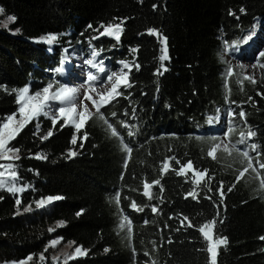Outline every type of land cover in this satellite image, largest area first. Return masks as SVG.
I'll use <instances>...</instances> for the list:
<instances>
[{
    "label": "trees",
    "instance_id": "1",
    "mask_svg": "<svg viewBox=\"0 0 264 264\" xmlns=\"http://www.w3.org/2000/svg\"><path fill=\"white\" fill-rule=\"evenodd\" d=\"M0 9L15 18L8 29H0V120L17 110L13 89L29 84V93L35 94L40 84L50 82L49 70L57 65L66 41L80 49L76 42L98 34L101 25L125 21L120 51L104 38L101 42L113 46V57L136 62L129 72L131 87H121L120 95L101 109L118 135H112L97 113L79 132L39 116L11 142L21 150L15 161L20 184L28 186L20 195L0 190V264L29 256L33 259L27 264H209L198 228L213 218L218 220L216 236L227 239L218 249L217 264H264V198L251 191L252 185H260L245 177L237 182L247 167L239 151H231L225 167L208 156L231 126L227 137L234 144L239 134L255 132L246 145L256 144L254 156L259 152L264 163V74L255 83L226 76L221 49L223 41L237 42L256 24L264 26V0H0ZM149 29L160 35L149 34ZM48 35L57 37L50 53L40 43ZM156 37L167 40L163 66ZM259 61L264 65V57ZM229 106L235 107V115L231 122L227 115L226 123ZM238 106L244 110V123L237 117ZM125 146L132 149L130 154ZM69 151L76 155L69 156ZM37 154L46 158L37 159ZM169 157L175 159L161 174L162 161ZM189 160L211 177L208 187H196L195 199L187 195L194 188L191 171L177 174ZM153 181L159 183L149 199L143 185ZM221 181L223 198L217 191ZM48 196L62 198L47 209L17 214ZM133 201L143 211L134 210ZM124 217L131 223V238L119 231L117 220ZM183 217L193 227L186 226L188 221L182 227ZM53 236L74 242L84 255L51 262L46 246Z\"/></svg>",
    "mask_w": 264,
    "mask_h": 264
},
{
    "label": "snow or ice",
    "instance_id": "2",
    "mask_svg": "<svg viewBox=\"0 0 264 264\" xmlns=\"http://www.w3.org/2000/svg\"><path fill=\"white\" fill-rule=\"evenodd\" d=\"M155 8V5H154ZM3 10L0 9V12ZM244 9H241V12H243ZM14 17H9V20H14ZM125 21L123 19L119 20L118 23L115 24H108V25H101V27L104 29L103 33L101 35L107 34L110 36H113L117 41L120 39V33L123 31L122 25ZM92 26L89 25V28ZM19 31L18 29L16 30ZM149 34H155L157 36L160 35L156 30L149 29ZM250 38V37H249ZM42 41H45L49 44H51L54 40L57 39L54 35H48L46 37L40 38ZM248 39V38H246ZM161 43L165 45L164 49H162L163 54L160 56V60L163 62L166 60L167 57V40L166 38H162ZM133 52L136 51V49H132ZM98 53L96 51L92 52V59L85 60V64L89 65L91 68L96 69V73H88L87 81L89 85H105L109 82L113 81L115 78V83H112L111 90L108 94V99H102L100 103H97L95 100H92V97L89 96L87 93H85V99L91 100L95 109L96 113L99 114V118L104 121L105 124H107L108 128L112 129V135L116 136L118 133L113 128L112 124L108 122V120L103 116L101 112V108L109 104L111 100L115 99L117 95H120L119 89L121 87H131V84L128 82V73L131 72L133 65H130L126 62H120L122 64V70L118 74L115 71L108 72L107 68L104 66L103 61L96 62V57ZM260 56L264 57V52L260 53ZM63 63V61H62ZM264 67V65H261ZM138 68V66H136ZM241 67H243L241 65ZM253 68L256 67V65H252ZM123 69H127V72H124ZM166 70V69H165ZM57 72H61L62 68H57ZM229 74H231V69H229ZM246 79H249L252 83H255V79L253 77H246ZM52 88V85L46 86L42 92H36L35 94H29V88L23 87L19 90L13 89L12 91L16 93L17 95V104L19 105L18 113H13L11 115H8L7 117L3 118V120H0V189H5L7 191L17 193L22 192L25 190V186H17L15 183L16 180L19 178L18 171L16 170L15 161H18L21 157L19 155L20 149L15 148L12 146V141L19 135V133L24 129V127L31 123L34 119H37L40 115L47 116L52 119V123L55 126L57 124V114L59 115V118L64 120L65 125L71 123L77 132L85 125V123L88 121V119L93 115L89 110L87 109V106H84V109L82 111L77 110V97L79 94V89L76 87H69L67 85H61L59 88H57L54 92H50V89ZM251 99V98H250ZM58 103L61 106L55 109V112H53L52 104ZM79 103L83 104V101H79ZM113 116L116 115V113H112ZM229 118L231 122V118L234 117V113L229 110ZM240 118L243 119L245 117V113L241 111L239 113ZM209 122H212V118L209 119ZM122 125L124 127H129L126 123L122 122ZM40 128V125L37 124V129ZM232 131V127L230 126L228 129V132L225 133V137H227L228 133ZM38 133H34L36 135ZM130 136L133 135L131 131L128 133ZM52 135V132L50 131L47 136H42L41 139H47L48 136ZM255 135L254 131L249 130L247 132V136L244 135V133H241V138L237 142V144H246V141L253 137ZM84 138H87V133H84ZM77 142V136L74 134L72 138V143L75 145ZM83 145H81L82 147ZM221 147V144H216L212 148H210L208 152V156L216 159L214 153L218 148ZM248 148H250L252 151H256L258 146L256 144L247 145ZM223 150L225 152H228L231 154V151H239L240 155H242L245 160H247V167H245L240 174L236 177L237 182L241 180L245 173L248 172L249 169H251L253 172L257 173V176H259V173L257 169L253 166V160L252 157L249 154L248 150H240L237 149L236 144L223 145ZM125 151L129 154L131 153L132 149L125 146ZM76 153L73 151H69V156H75ZM260 153L257 152V157H259ZM37 159L40 158H46L42 154H37ZM175 159L174 157L165 158L164 161H162V167H161V174L167 172L170 168V161ZM245 161L242 160L241 164H243ZM177 164L180 162L177 160ZM257 163H259V160H257ZM125 166H127V160H125ZM260 168H264V163L259 164ZM187 171H191L193 173V176L195 179L193 180L194 188L193 191L189 192L187 195L192 196L194 199L197 197L196 193V187L200 186L203 183V186L208 187L209 181L211 180V177L208 176V170H198L194 168L193 162L189 160L187 163L183 164L179 171L177 172L178 175H185ZM123 178V174H122ZM159 181H153L151 184L148 182H144L143 185V195L148 197L149 199H152L151 189L155 184H158ZM261 188H264V180H261L260 184ZM209 191H211V188H208ZM231 188H228L227 191H231ZM219 192L221 198H223L224 195V185L223 182H220V186L217 189ZM62 197L59 196H48L46 198H41L38 201H35L37 207H45L46 205L52 203L54 200H59ZM120 193H116V199L117 203H119ZM208 199H211V196L207 197ZM222 202V200H221ZM21 200L18 198L16 200V205H21ZM131 207L134 210L137 211H143V208L139 207L135 201L132 202ZM31 206L25 207L23 209L24 212L31 211ZM158 209L157 207H152V212L157 213ZM19 214V212L17 213ZM77 215H81V212H78ZM171 219V217H170ZM185 221H188L187 227H193L191 221L188 219V217H183L180 221L181 226H185ZM218 220L217 218H213L210 221H206L203 225H201L198 228V231L201 232L204 240L207 242V249L206 251L209 253V264H217V256H218V249L221 245H226L227 239L226 238H220L216 236V224ZM222 222V221H220ZM63 221L59 222L58 226L63 225ZM145 224L148 223V221H144ZM125 226H127V231L129 234V238H131L132 234V227L131 223L127 220V217H124L121 220L120 227L123 229ZM180 229H177L179 231ZM49 231H54V229H49ZM261 239H264V237H261ZM58 240H54L50 242V247H55L58 243ZM168 243H171V240L168 241ZM74 242H69V247L71 248ZM155 250V245H154ZM47 251V248L45 249ZM107 251V249H106ZM83 255L84 251L81 247H75L74 252L69 255L68 253H64V257L66 259H72L75 258L76 255ZM146 256L149 255L148 252L144 253ZM33 259L32 256H29L26 258L25 261H20L19 264H27V261H31ZM41 261L45 259L44 255L41 254L40 257ZM59 257H53V261L55 262L58 260ZM152 264H157L156 261H153Z\"/></svg>",
    "mask_w": 264,
    "mask_h": 264
},
{
    "label": "rangeland",
    "instance_id": "3",
    "mask_svg": "<svg viewBox=\"0 0 264 264\" xmlns=\"http://www.w3.org/2000/svg\"><path fill=\"white\" fill-rule=\"evenodd\" d=\"M11 21L12 20H9V16H6L3 12H0V29H8ZM103 31H104V29L102 28L98 32V34L95 33V34H92L90 36L83 37L82 41L80 42V45H81V47H83L85 49L84 54L83 53H76L75 54L76 49L74 48V46L69 44V40L66 41L65 46H63V48L61 50V55L63 57V65H62L63 68H62L61 72L56 71V73L59 77L58 81L57 80H52V81L50 80V82L47 84H40V88L37 92H42V90L50 84L52 85L50 92H54L61 85H67L69 87H76L79 89V94L77 97V110L82 111L84 109V106L86 105L89 112L96 113V109H95L92 101L85 99V93H87L89 96H91L92 100H95L97 103H100L102 101V99H108L109 98L108 94L111 90L112 83H115V78L113 79V81H111L105 85L99 84L97 86H92V85H89L88 83H86L88 73H90V72L94 73V74L96 73V69L91 68L89 65L85 64V60L92 59V52L96 51L98 53V55L96 57V62L103 61V64L105 62V59L101 58L104 56L100 55V50L97 49L94 45L95 41H97L98 39H102V38H107V39L113 38V39H115L113 36H110L107 34L101 35V33H103ZM255 31L257 33V38L253 39V37L251 35H254L253 33ZM10 32L14 33V31H10ZM62 36L68 38L69 33H64ZM246 38H248V39H246ZM40 41H41L40 42L41 44L44 43L45 47L47 48V50L49 52H51L53 50V47L55 45L54 41L51 44H49L45 41H42L41 39H40ZM224 44H226V43H224V41H223L221 43L222 52H223L224 47H225ZM237 44H238V42H229L227 44V47L235 46ZM263 51H264V26L257 25V27H255L252 30V34L245 35L242 37L240 43L238 44L237 48L235 49V57H231L229 55V52H225V53L223 52V56L225 57L224 71L226 73V76L234 77V78L240 77L243 79H246V77H253L255 79V81L260 80V77H262V75L264 74V67L261 66V63L259 61L260 53ZM240 57H242V58H240ZM245 57H249V58L246 59ZM120 62H126V63H129L130 65H132L131 61H129V62L128 61H118L115 63V65L111 69H109L110 72L115 71L119 74L122 70V64ZM241 65L243 67H241ZM252 65H256V67L253 68ZM229 69H231V74H229ZM123 71L127 72L128 70L123 69ZM44 74H46V72ZM44 78H46V77H44ZM128 79H129V73H128ZM247 80H249V79H247ZM29 94H31V93H29ZM16 99H17V95H16ZM79 101H83V104L79 103ZM60 106L61 105L58 103H53L52 104L53 112H55V109L60 107ZM229 107L235 109L234 106H229ZM238 107H240V106H238ZM18 108H19V105L17 104V110L15 113H18ZM236 111H237L238 119L241 122H243V119H241L240 115H239V113H240L239 108H236ZM227 115L228 114L226 113V115H225V122L226 123L228 122ZM40 116L45 118V119H50L52 121V119L47 117V116H44V115H40ZM34 120H36V119H34ZM57 120H60L64 123V120L59 118L58 114H57ZM67 125H69L75 129V127L71 123H69ZM217 131L218 132L222 131L221 126L217 128ZM223 135H225V134L224 133L220 134V136H222L221 138H224ZM239 135H241V134H239ZM236 139L240 140V137L237 136ZM233 142H234V140L231 139V136L226 137L224 139H220L219 141L216 142V144H221V147L216 150V160H220L221 165H223L224 162L227 161V157L229 155H231L228 152H225L223 150V145L224 144L232 145V144H234ZM236 145L239 146L240 150H248L249 151V154L253 160V166L257 169V171L259 173V176H257L256 172H253L251 169H249L248 172H246L244 175L246 182L256 181V183H258V185H260L261 180H264V168H260V166H259V164L262 162L259 160V158L257 156H254V152L250 148H248L246 144H237L236 143ZM257 160H259V163H257ZM223 167H225V166L223 165ZM191 176L194 177L192 172H191ZM15 183L17 184V186H21V184L18 183V180H16ZM23 186H25V189H26L28 185L24 184ZM251 189H252L251 191L253 192V194H255V193L259 194L260 199L263 201L264 193L262 196L261 195V189H263V191H264V188H261V186L252 185ZM0 190H5V189H0ZM11 193L16 194V195H20L21 192H17V193L11 192ZM48 205H46L45 207H37L36 203H34L32 205H29V206H31V209H32L29 212H32V211L38 210V209H47ZM29 206H27V207H29ZM18 212L20 214L27 213V212H24L23 210H21V211L18 210ZM121 220H122V218H118L117 225H118L120 233L125 238V237H127L128 231H127V229H125V227L123 229L120 227ZM54 240H58L59 242L56 244L55 247H50L49 246L50 242L54 241ZM205 243L207 244L206 241H205ZM46 247L50 248L49 258H50L51 262H53V263H65L68 260H71V259H66L63 254L68 253L69 255H71L75 250L74 244L70 248L69 242H66V243L62 242L61 238L57 237V236H53L52 239L48 242ZM83 255L78 254L75 256V258L81 257ZM40 257H41V255L38 256L39 260H41ZM53 257H59V259L54 262ZM72 259H74V258H72ZM25 260H20V261H25ZM20 261L3 262L1 264H19ZM28 262H30V261H27V263ZM150 263L152 264V262H150Z\"/></svg>",
    "mask_w": 264,
    "mask_h": 264
}]
</instances>
